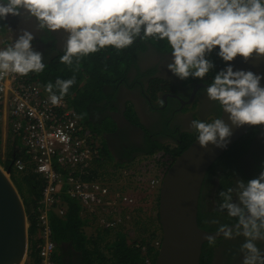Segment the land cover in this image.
Segmentation results:
<instances>
[{
  "label": "clouds",
  "instance_id": "obj_1",
  "mask_svg": "<svg viewBox=\"0 0 264 264\" xmlns=\"http://www.w3.org/2000/svg\"><path fill=\"white\" fill-rule=\"evenodd\" d=\"M10 14L34 18L37 30H63L67 33L64 54L59 59L69 67L73 65L74 58L79 64L81 57L106 47L128 48L137 38L166 40L171 48L168 69L181 80L189 77L213 79L208 80L212 83L203 81L207 86L206 95L209 100L219 103L231 121L229 125L218 118L220 115L211 122L192 120L190 129L197 133V141L203 148L210 143L216 148H226L233 128L264 126V87L261 86L264 74L234 70V66L227 63L237 56L243 57L245 62L253 55L264 58V0H0V19L6 20ZM34 38L33 31L23 28L13 43L0 49V75L15 73L25 76L30 72L44 71L43 55L32 46ZM2 42L0 40L1 45ZM217 48V53L213 52ZM211 53L221 58L218 65L208 58ZM222 60L226 64L219 69ZM75 82L73 76L57 78L54 84L48 82L44 85L50 103L59 105L63 97L69 101V96L65 95ZM0 114V119L5 116L1 124L7 122L9 133L21 143L14 148L11 169L22 175H35L41 181L33 172H19L14 168L16 158L23 155L22 141L11 132L7 114ZM102 146L104 148L103 143ZM147 156L155 157L162 171L161 184L155 199H152L157 204L158 222L163 178L177 156L173 158L165 150H157L150 154L141 153L124 164H110L108 159L100 168L103 170L102 179L117 185L120 184V170L136 167ZM261 169L255 178L247 181L238 179L235 187L219 192V210H226L237 223L235 231L228 225H219L218 234L222 233L227 239L234 238V235L245 238L240 246L242 264H264V251L256 243L264 241V164ZM122 184L128 189L134 185L127 180ZM157 236H162L161 231ZM206 239L209 245L215 244L213 236Z\"/></svg>",
  "mask_w": 264,
  "mask_h": 264
},
{
  "label": "built area",
  "instance_id": "obj_2",
  "mask_svg": "<svg viewBox=\"0 0 264 264\" xmlns=\"http://www.w3.org/2000/svg\"><path fill=\"white\" fill-rule=\"evenodd\" d=\"M0 49H4L1 43ZM48 97L45 86L27 75H0V112L7 114L10 130L20 137L23 147L14 168L37 174L43 183L35 208L38 240L35 250L28 244L23 264H56L51 214L65 217L68 198L80 204L81 215L96 228L129 227L137 220L138 211L151 205L162 179L153 156L142 158L136 167L120 170V184L102 179L99 164L103 162V146L99 136L67 98L52 105ZM126 180L134 183L132 189L122 184ZM153 244L160 248L161 237L157 236ZM34 252L36 258H32Z\"/></svg>",
  "mask_w": 264,
  "mask_h": 264
},
{
  "label": "flooded vegetation",
  "instance_id": "obj_3",
  "mask_svg": "<svg viewBox=\"0 0 264 264\" xmlns=\"http://www.w3.org/2000/svg\"><path fill=\"white\" fill-rule=\"evenodd\" d=\"M4 22L6 38L0 36L4 48L13 43L21 29L27 28L34 32L35 38L32 41V46L34 50L42 53L45 68L64 54L67 33L63 30L54 32L37 30V22L34 18L28 19L11 14ZM133 44L137 48L136 61L128 68V79L125 82L119 80L113 86L106 85L103 88L104 93L109 91L108 93H111L113 97L90 99L86 106V112L82 113L88 127L94 134H99L100 140L104 142L110 164H124L142 152L154 148L157 144L170 145L173 149L178 148L183 144L184 136L197 134L190 129L192 120L211 122L221 113L219 103L208 99L207 86L203 85V81L212 83L208 80L213 81V79L202 80L189 77L186 80H181L168 69L167 64L171 62V48L166 40L152 37L137 38ZM208 58L216 64V54L211 53ZM218 68L220 69L219 66ZM138 71L143 74L136 78L135 75ZM85 74L87 79L89 74L86 72ZM152 79H160L161 85L165 86L164 90L160 89L159 85L156 89L153 88L150 83ZM164 81H166L167 87ZM88 95L82 100L81 105L89 101L88 98L91 97ZM76 107L79 110V103ZM107 119L110 120L107 121ZM166 119L169 120L168 125H166V121H163ZM254 128L256 130L249 140L247 153L242 156L240 164L237 167H232L229 171L232 176L230 187H235L238 179L247 181L255 178L262 170L261 165L264 164V161L260 159H264V126H255ZM146 129L149 132H146ZM155 132L158 134L156 135ZM221 172L222 170L218 166L212 170L207 179L205 177L207 181L203 185V191L210 194L206 199L207 205H210L211 198H215ZM210 181L216 182V184L212 186ZM215 203L217 204V200ZM206 220L210 222L212 217L207 215ZM88 226L99 229L90 222ZM233 230L235 231V229ZM134 237L132 236V238ZM239 237L244 242L245 238ZM217 240L213 246H209V249L213 251L210 264H227L230 261L232 264H242L243 253L240 249L236 255L226 256L225 243L228 239L223 235ZM235 240L233 238V241ZM256 243L264 251V241ZM79 253L71 245H67L65 261L62 264H78Z\"/></svg>",
  "mask_w": 264,
  "mask_h": 264
},
{
  "label": "trees",
  "instance_id": "obj_4",
  "mask_svg": "<svg viewBox=\"0 0 264 264\" xmlns=\"http://www.w3.org/2000/svg\"><path fill=\"white\" fill-rule=\"evenodd\" d=\"M5 33V22L3 19H0V36L6 38ZM217 51L218 48L213 52L217 53ZM136 53L137 48L134 47V44L122 50H117L113 47H106L98 52L81 57L79 64L76 63L74 58L73 65L71 67L66 64H62L59 57H57V59L52 62L49 67H46L43 72H30L27 76L30 77L33 82L43 85H46L48 82H52L54 84L57 78L69 79L75 76L76 82L65 96H69L70 104L74 107L79 117L84 120L83 114L86 112V106L90 102V99L94 98V100H98L113 97L111 93H108L109 91L105 94L103 88L108 84L113 86L118 83L119 80L125 82L128 79V68L135 63ZM216 56V64L218 65L217 61L221 58L217 54ZM225 64L226 62L222 60L220 68H224ZM77 68L79 69L78 71ZM62 69L63 71H61ZM85 72L89 74L87 79ZM142 74L143 73L138 71L135 76L138 78ZM150 83L153 88L155 87V89L157 88V85H159V88L162 90L165 88L164 84L163 86L161 85L160 79H152L150 80ZM164 83H166V81H164ZM90 92L91 94L88 95ZM87 95L91 98H88L89 101L85 102L84 105H81L82 100ZM77 103L80 105L79 110L76 107ZM109 120L107 119V121ZM163 121H166V125H168L169 120L166 119ZM136 122L137 120L135 123ZM254 127L237 140L230 148H228L209 168L206 179L211 175L212 170L218 166L221 168L222 172L219 185L216 186L215 198L214 200L211 198L210 205H207L206 203L207 196L210 194L203 191L202 186L198 211V222L200 227L206 230L216 231L221 224L229 226L237 222L235 218L228 216L226 210H219V204L221 203L219 192L230 187L232 183V176L229 174V171L232 167H237L240 164L242 156L247 153L249 140L253 132L256 130ZM145 131L149 132L147 129ZM156 131L159 132V130ZM158 132H155V134L157 135ZM1 135L2 127L0 124V146ZM196 138L197 134L184 136L183 144L178 148L173 149L169 148L168 145L157 144L154 148L142 153L150 154L157 150H165V152L171 154V156L175 158L181 154ZM15 144H21L17 138L14 139L13 146H15ZM102 153L105 160L100 162L99 166L101 168L102 163L108 162L109 159L105 145ZM260 160L264 161V159ZM11 162V158L4 161L0 156V164H2L6 169L11 165ZM206 179L204 180V183L207 181ZM11 180L17 187V190L23 199L29 220V242L32 244L33 250H35L34 247L38 240L35 208L37 201L40 198L43 183L37 180L35 175L18 174L13 168L11 169ZM211 183L212 186L216 184V182ZM216 200L217 204L215 203ZM68 205V213L65 217L51 214L53 238L57 244V250L55 253L56 264L64 263L67 245H71L75 250L80 252L78 264H153L155 262L159 248H156L153 242L157 237V234L161 231L159 221L158 226L154 225L155 227H151V224L144 226L142 232L136 233L134 238L130 235V228L125 226L115 229H94L95 232L93 234H89L83 230L85 226L89 225V219L81 215L82 207L80 204L76 200L68 198ZM207 215L212 217L210 222L206 220ZM213 221L216 222L214 223ZM137 229L139 231V228ZM234 238L236 239L235 241H233L232 238L228 239L225 243L226 256L232 254L236 255L243 243V240H241L239 236H235ZM217 239H215V243L218 241ZM209 246L213 245H209L208 242L204 244L200 264L211 263L213 251L212 249H209ZM33 257L36 258V252L32 254V258ZM227 264H232V261Z\"/></svg>",
  "mask_w": 264,
  "mask_h": 264
},
{
  "label": "water",
  "instance_id": "obj_5",
  "mask_svg": "<svg viewBox=\"0 0 264 264\" xmlns=\"http://www.w3.org/2000/svg\"><path fill=\"white\" fill-rule=\"evenodd\" d=\"M234 70H251L264 74V58L253 55L247 62L237 56L227 62ZM264 87V79L261 80ZM222 118L231 125L228 114ZM252 126L233 128V135L226 148H216L211 143L200 146L197 138L173 161L161 185L159 222L161 245L153 264H200L206 237L223 236L199 226L198 211L202 186L209 168ZM13 163V161H12ZM0 166V264H23L28 248L27 214L17 187ZM234 229L235 224L231 225Z\"/></svg>",
  "mask_w": 264,
  "mask_h": 264
},
{
  "label": "rangeland",
  "instance_id": "obj_6",
  "mask_svg": "<svg viewBox=\"0 0 264 264\" xmlns=\"http://www.w3.org/2000/svg\"><path fill=\"white\" fill-rule=\"evenodd\" d=\"M2 119L4 121L5 116L2 115V118L0 119V124H1ZM3 126H4V124H1L2 135H1L0 156H1L2 160L6 161V159H8V158L10 159L12 157V155H15V154H13L15 151L14 148H16L18 146H17V144H15L16 147L15 146L12 147L14 144V138L9 133V126H8L7 122L5 123L4 129H3ZM3 133H4V135H3ZM102 143L104 144V142H102ZM161 162L162 163L165 162V159L162 160ZM0 165L4 170H6L2 164H0ZM8 176L10 177V174H8ZM143 205H145L144 202L142 204V207H143ZM156 206H157V204L154 201V202H152V205L150 207L146 208L145 211H141L142 208L138 211V215L136 217L137 220L134 219V220H136L135 222L132 221L128 224V226L130 228V232H131L130 235L131 236L134 237L137 232H139V233L142 232L143 227L146 225L151 224V227L158 226ZM139 212H141V214H139ZM135 226H137V227H135ZM136 228H139V231L136 232ZM83 230H85L89 234H93L95 232L94 229L92 228V226H85V228H83Z\"/></svg>",
  "mask_w": 264,
  "mask_h": 264
},
{
  "label": "crops",
  "instance_id": "obj_7",
  "mask_svg": "<svg viewBox=\"0 0 264 264\" xmlns=\"http://www.w3.org/2000/svg\"><path fill=\"white\" fill-rule=\"evenodd\" d=\"M4 124V126H5V123H3ZM4 126H3V129H4ZM3 135H4V133H3Z\"/></svg>",
  "mask_w": 264,
  "mask_h": 264
}]
</instances>
